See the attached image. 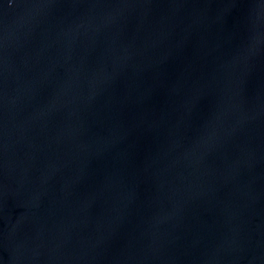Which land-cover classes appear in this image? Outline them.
<instances>
[{
  "label": "water",
  "instance_id": "95a60500",
  "mask_svg": "<svg viewBox=\"0 0 264 264\" xmlns=\"http://www.w3.org/2000/svg\"><path fill=\"white\" fill-rule=\"evenodd\" d=\"M0 264H264V0H0Z\"/></svg>",
  "mask_w": 264,
  "mask_h": 264
}]
</instances>
